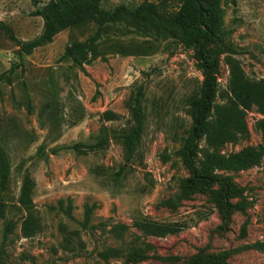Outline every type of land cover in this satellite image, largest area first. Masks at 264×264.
Segmentation results:
<instances>
[{
    "label": "rangeland",
    "instance_id": "rangeland-1",
    "mask_svg": "<svg viewBox=\"0 0 264 264\" xmlns=\"http://www.w3.org/2000/svg\"><path fill=\"white\" fill-rule=\"evenodd\" d=\"M49 0H0V21L15 36L29 41L42 33L43 19L36 10ZM163 0H104L112 9L125 4ZM224 29L239 54L233 55L250 81L264 79V0H220ZM97 27L67 29L53 42L25 56L0 32V74L15 64L11 85H0V145L12 165L11 188L3 200L6 220L16 228L0 253V264H264V158L245 171L230 173L244 188L246 213L238 210L230 220L207 195L168 205L179 192V181L189 169L175 155L181 136L191 124L189 102L199 95L204 73L198 68L194 48L178 41L159 26L142 27L130 19L106 25L96 47L102 57L82 70L63 57L76 40L95 35ZM210 44L218 55L220 73L217 103L225 102L230 79L227 54ZM146 86L143 100L145 126L139 150L127 162L119 139L102 151L77 154L70 147L92 143L103 134H121L135 126L130 101L135 90ZM32 111L28 110V102ZM256 106L246 113L248 137L227 143L228 156L264 143ZM124 168L121 176L117 173ZM33 182V203L41 230L25 237L22 223L28 211L19 206L23 181ZM65 201L71 216L52 211ZM92 211L86 222L85 205ZM146 219L184 225L178 235L144 237L133 222ZM122 224L123 239L113 233ZM4 219H0V250ZM138 248L146 258L133 263L126 256L105 259L106 248L129 252Z\"/></svg>",
    "mask_w": 264,
    "mask_h": 264
},
{
    "label": "trees",
    "instance_id": "trees-1",
    "mask_svg": "<svg viewBox=\"0 0 264 264\" xmlns=\"http://www.w3.org/2000/svg\"><path fill=\"white\" fill-rule=\"evenodd\" d=\"M104 0H49L38 8L35 14L43 19L42 33L36 38L23 41L18 39L10 26L0 21V32L7 34L19 49V57L23 62L25 56L53 42L55 37L67 29H78L85 26L98 28L95 35L86 40H76L66 48L63 57L73 65L85 69L102 57L96 47L102 29L111 23L130 19L142 27L159 26L170 32L179 42L192 46L197 66L204 73V82L198 96L189 102L191 124L184 129L181 146L175 152L186 167L190 176L179 181V192L166 204L172 205L188 200L195 194L207 195L223 214V221L230 220L235 210L245 214L247 203L242 188L230 173L249 170L260 164L264 158V143L258 147H247L240 152L225 156L222 149L227 143H233L240 137L249 136L246 113L256 106L263 116L258 127L264 135V79L248 80L233 55L239 54L230 40V33L224 29L223 12L220 0H163L158 3L144 2L136 7L120 4L112 9L103 7ZM210 44L220 46L219 55L227 54L226 63L230 67V79L225 102L217 103L218 76L220 60L218 55L212 56L208 50ZM19 66L13 65L9 71L0 74V85L13 83V74ZM146 86H139L133 93L130 109L135 126L127 132L109 135L101 134L95 142L76 143L70 147L77 154L87 155L104 150L114 139L121 140L127 150V162H131L137 154L145 126V110L143 105ZM28 110L32 104L28 102ZM124 168L117 173L121 176ZM12 165L6 149L0 145V219H4L1 241V255H5L3 247L16 228V223L6 220L7 203L3 195L11 188ZM33 182L26 176L23 181L19 206L28 211L22 223L25 237H33L41 230V224L35 214L33 203ZM90 204L85 205L86 222H89L92 211ZM52 211L61 210L71 216L72 205L65 207L60 200L58 206H51ZM133 227L144 237L163 238L180 234L185 226L180 224H163L146 219L133 222ZM125 225L117 224L113 233L123 239ZM264 250V244L255 245ZM136 247L125 252L122 248H106L102 255L105 259L126 256L128 262L136 263L144 258ZM204 260L203 253L197 254L193 261L199 264ZM8 264V260H4Z\"/></svg>",
    "mask_w": 264,
    "mask_h": 264
}]
</instances>
